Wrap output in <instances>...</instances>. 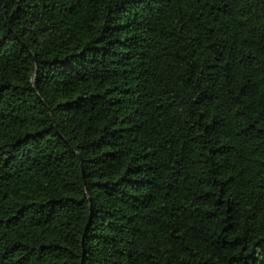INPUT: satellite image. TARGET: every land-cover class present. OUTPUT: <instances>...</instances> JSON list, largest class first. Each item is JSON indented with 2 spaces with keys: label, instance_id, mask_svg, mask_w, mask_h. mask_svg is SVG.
<instances>
[{
  "label": "trees",
  "instance_id": "trees-1",
  "mask_svg": "<svg viewBox=\"0 0 264 264\" xmlns=\"http://www.w3.org/2000/svg\"><path fill=\"white\" fill-rule=\"evenodd\" d=\"M0 264H264V0H0Z\"/></svg>",
  "mask_w": 264,
  "mask_h": 264
}]
</instances>
